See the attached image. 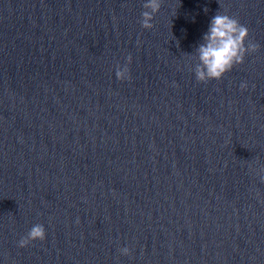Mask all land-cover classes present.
Wrapping results in <instances>:
<instances>
[{"label":"water","instance_id":"obj_1","mask_svg":"<svg viewBox=\"0 0 264 264\" xmlns=\"http://www.w3.org/2000/svg\"><path fill=\"white\" fill-rule=\"evenodd\" d=\"M143 3L0 0V264H264V0ZM217 10L259 47L197 82Z\"/></svg>","mask_w":264,"mask_h":264},{"label":"clouds","instance_id":"obj_2","mask_svg":"<svg viewBox=\"0 0 264 264\" xmlns=\"http://www.w3.org/2000/svg\"><path fill=\"white\" fill-rule=\"evenodd\" d=\"M142 7L144 11L141 12V27L151 29L154 15L160 10L161 0H144ZM178 44L179 41H177ZM258 47V44L248 39L246 25L241 24L235 16L217 10L194 51L188 53L190 58L197 61L191 71L197 82L219 80L234 66L242 64L245 56L256 51ZM125 60L126 63L123 66L117 65L115 77L118 80L130 79L128 64L131 63V55L127 56ZM239 87L245 89L246 82L242 81ZM44 238L45 228L42 224L37 223L19 238L17 246L23 248L32 241ZM118 251L121 255H130V249L127 246L119 248Z\"/></svg>","mask_w":264,"mask_h":264}]
</instances>
